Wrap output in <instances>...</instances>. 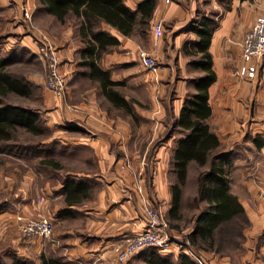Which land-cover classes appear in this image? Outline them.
Returning a JSON list of instances; mask_svg holds the SVG:
<instances>
[{"label": "crops", "instance_id": "1", "mask_svg": "<svg viewBox=\"0 0 264 264\" xmlns=\"http://www.w3.org/2000/svg\"><path fill=\"white\" fill-rule=\"evenodd\" d=\"M123 1L135 10L143 0ZM0 11L6 13L7 28L26 32L15 43L33 53H37L36 32L26 31L25 12L30 18H35L37 11L45 12L49 24L36 29L54 41L62 72L81 75L84 67L83 73L89 78L87 67L81 64L84 44L79 21L73 15L61 22L38 0H0ZM260 15H264V0H155L148 25L136 27L131 35L101 22L100 28L119 43L102 55L100 66L110 71L117 89L131 103L132 113L103 96L108 105L104 107L93 94L71 107L65 106L46 89L48 110L41 113L54 129L52 138L65 146L50 155L62 167L71 156L79 159L73 162L75 166L71 163L49 174H45L42 165L31 171L23 163L14 168L10 162L5 163L6 172L3 176L0 173L1 187L9 188L14 182L20 189L15 192L16 199L1 210L5 225L1 236H19L15 239L21 243L27 237L32 239L33 244L27 239L16 248L33 264H41L43 255L61 264H119L117 247L146 226L145 203L161 211L171 237L181 239L190 233L193 222L184 228L180 223L178 229L168 225V173L172 143L182 136L174 127L175 119L184 98L195 91L194 79L203 74L196 65L200 53L196 52L199 36L195 28L206 24L212 29L207 50L216 74L208 88L211 115L207 122L217 134L222 150L229 153L230 189L244 211L239 227L219 235L214 249L198 253L209 264H264V202L260 198V192H264V63L254 79L239 73L241 43ZM70 17L73 24L63 26ZM157 24L162 26L160 36L154 32ZM138 34L143 37L144 48L136 38ZM140 50L158 55L162 60L159 68L147 70L139 59ZM93 82L95 90L101 92L98 83ZM156 90L166 98H157ZM140 92H146V96L141 97L137 94ZM146 104L148 109L142 110ZM141 140H146V144H141ZM125 158L140 170L141 178L136 180L133 169L125 166ZM182 201L184 204V194ZM29 217L52 221V234H21L17 225ZM160 252L172 259L181 253L175 244ZM123 264L149 263L140 251Z\"/></svg>", "mask_w": 264, "mask_h": 264}, {"label": "trees", "instance_id": "2", "mask_svg": "<svg viewBox=\"0 0 264 264\" xmlns=\"http://www.w3.org/2000/svg\"><path fill=\"white\" fill-rule=\"evenodd\" d=\"M46 11L64 22L70 15L79 21L83 41L81 64L88 69V76L96 81L101 94L114 106L132 113L130 102L117 89L118 84L111 79V73L100 66L102 55L119 40L100 28L105 22L124 35H131L136 27L148 25L155 8V0H143L137 9H131L123 0H38ZM199 36L196 52L200 53L196 65L203 70L202 76L194 79V93L183 100L174 127L182 133L171 153L170 172L175 180L170 184L171 202L167 211L168 225L179 228L182 220V186L186 183L192 164L202 168L196 176L197 193L193 198L198 212L192 216V230L188 238L192 249L212 250L216 239L228 229L242 224L243 207L238 197L231 191L229 183L228 152L222 150L217 134L207 122L211 115L208 104V88L216 78L212 69L211 56L207 50L212 29L206 24L196 27ZM29 84L13 75L7 60L0 56V166L5 154H12L25 146L16 143L17 132L25 130L33 136L46 135L48 127L39 113L31 107L7 100L10 94L30 95ZM131 102H137L131 99ZM40 144V143H38ZM6 156V155H5ZM39 165L61 168L54 159L42 158ZM70 196V195H69ZM236 224V226H235ZM236 228L235 232H238ZM234 231V230H233ZM233 232V233H235ZM149 264H198L191 255L181 252L177 259L162 254L159 249L147 248L142 251ZM0 264L4 262L0 258ZM11 264H33L24 258H15ZM41 264H61L55 258L44 255Z\"/></svg>", "mask_w": 264, "mask_h": 264}, {"label": "rangeland", "instance_id": "3", "mask_svg": "<svg viewBox=\"0 0 264 264\" xmlns=\"http://www.w3.org/2000/svg\"><path fill=\"white\" fill-rule=\"evenodd\" d=\"M6 13L0 11V56H4L7 58V65L9 71L15 75L22 77L30 86V95L28 96H19L16 94H10L7 98L8 101L12 103H20L24 104L25 106L31 107L32 109H35L39 115L40 118L46 122L45 124L48 127V133L46 135H40V136H33L29 133H26L25 130H20L17 132L16 136V143L25 146L19 150H15L12 154H5L4 161L1 164L2 167L0 169V173L2 176L4 175L5 171V163H11L9 166L14 168L16 167L17 164L23 163L26 165V169H29L31 171H35V169L38 168L39 161L42 158H51L54 159L50 154L53 153L55 149L64 148L65 146L61 144V142H58V139H54L53 137V131L54 129H51L44 116L42 115L41 112H47L48 107H45V93L44 91L50 90L49 88L45 87V77H46V62L43 58H41L37 53H33L30 49H26L24 46L21 44H16V41H20V39L23 36L24 30L21 28L18 29H9L7 28L6 24V18L5 17ZM66 24H62L63 26H67L70 24H73V20L68 18ZM49 24V20L47 19V14L43 11H37L36 12V17L31 18V22L28 21V27L26 31L28 34H30L32 31L37 32V27H46ZM15 28L18 27L16 24ZM9 38V39H8ZM14 38V39H12ZM140 43V46L143 47V37L141 35H137L136 37ZM33 41V38H32ZM16 42V43H15ZM35 43V41H34ZM36 45V43H35ZM140 47V48H141ZM155 56V55H154ZM159 65L161 63V58L156 55L155 56ZM85 68H81L82 74L78 75H72L68 76L65 74V78L67 81V92H66V97H65V102L62 99H59L60 102H62V105H69L70 107L72 104H77L78 102L81 101V99L86 98L90 94H93V97L97 99L102 106H107L105 102V98L101 94V92L95 90V84L93 81H91L85 73H83ZM146 70V69H145ZM148 70V69H147ZM122 91H124L123 88H121ZM125 92V91H124ZM154 92V91H151ZM159 91L156 90L154 94L157 96V98H160V93ZM136 94V91H135ZM141 97L146 96V92H140L137 93ZM154 95V96H155ZM162 98H166L165 95L161 96ZM161 98V99H162ZM58 99V98H57ZM147 102V101H146ZM149 105L146 104L145 107H142V110H147ZM112 108L109 107L108 111H111ZM115 112V111H113ZM168 126V125H167ZM141 144L145 145L146 140H141ZM40 143V144H38ZM177 141H174L172 143L173 149L175 148ZM69 147V146H67ZM79 159V156H71L68 158V162L65 163L66 166H71V163L76 162L75 160ZM63 160V159H62ZM61 161V160H60ZM76 164L73 163L72 166H75ZM64 165L63 167L61 166L60 169L66 168ZM25 167V166H24ZM135 170L137 171L138 177H142L140 175V170L136 169V166L134 165ZM51 168V169H50ZM202 168L198 167L195 164H192V166L189 169V175L186 183L182 186L183 189V194H184V208H182V220L181 224H183V228L187 226L189 223L192 222V216L198 212V209L196 205L193 202V198L197 193V188H196V176L198 175L199 171ZM56 170L55 168L52 167H44V172L45 174H49L51 172H54ZM249 178V177H248ZM175 180L174 175L169 172L168 173V182L169 184L172 183ZM9 188L7 187H1L0 183V217H1V210H5L7 205L13 200V198L16 199L15 192L16 190L20 189L16 187L15 183H11L8 185ZM20 198V197H19ZM193 204V205H192ZM153 206V205H152ZM155 207V206H154ZM157 208V207H156ZM158 209V208H157ZM4 221V220H3ZM2 217L0 219V231L2 230L3 222ZM16 234V233H14ZM13 234V235H14ZM27 237V236H26ZM15 238L19 239V236L14 235L13 238H6L5 236H1L0 234V258L4 262V264H11V262L15 258H23L20 253H18L17 250V245L21 246L22 243H27L33 244L31 242L32 239L28 238L24 239V241L21 243L20 241H17ZM171 239L175 240L173 237ZM179 241H183L184 237L181 239H176ZM16 245V246H14Z\"/></svg>", "mask_w": 264, "mask_h": 264}, {"label": "built area", "instance_id": "4", "mask_svg": "<svg viewBox=\"0 0 264 264\" xmlns=\"http://www.w3.org/2000/svg\"><path fill=\"white\" fill-rule=\"evenodd\" d=\"M25 17L27 21L31 22L30 15L26 12ZM154 32L157 36H160L162 34V26L160 24L155 25ZM34 39L37 43V54L46 62L45 85L57 98L64 101L67 92V81L65 74L60 68L59 50L51 37L40 30H37L35 33ZM241 46L242 53L239 73L249 79H254L257 76L259 67L264 63V15L256 18L253 26L245 33ZM139 59L145 68L149 70L159 68L156 57L146 50H140ZM125 166L133 169L136 180L139 179V173L135 170L130 159L125 158ZM136 185L137 190L141 193L142 191L138 181ZM260 198L264 202V192H260ZM144 214L146 217V226L144 229L140 233L126 237L117 247V261L119 264L125 263L136 253L147 248L164 250L171 244L177 245L181 252L194 257L198 264H209L206 259L192 249L187 237H184L183 241L171 239L159 209L151 204L145 203ZM17 226L21 234L30 237H48L53 232L52 221L45 218L29 217L20 221Z\"/></svg>", "mask_w": 264, "mask_h": 264}]
</instances>
